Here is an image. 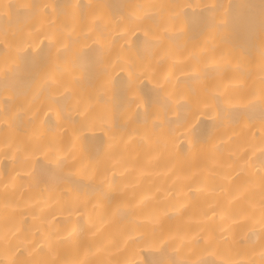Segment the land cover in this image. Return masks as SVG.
Wrapping results in <instances>:
<instances>
[{
    "label": "bare ground",
    "instance_id": "obj_1",
    "mask_svg": "<svg viewBox=\"0 0 264 264\" xmlns=\"http://www.w3.org/2000/svg\"><path fill=\"white\" fill-rule=\"evenodd\" d=\"M262 77L264 0H0V260L261 264Z\"/></svg>",
    "mask_w": 264,
    "mask_h": 264
},
{
    "label": "snow or ice",
    "instance_id": "obj_2",
    "mask_svg": "<svg viewBox=\"0 0 264 264\" xmlns=\"http://www.w3.org/2000/svg\"><path fill=\"white\" fill-rule=\"evenodd\" d=\"M35 7V6H33ZM47 7V6H45ZM72 31H74V28L69 26V25H64L63 28H55L52 26V24H49V30L47 32H42L37 30V34L35 37H31L33 41L35 39H46L48 41L47 48H42L40 46H37L36 49L34 50V57H41L43 56L45 59L51 57L52 62L55 63L57 59H59V54L61 51L64 53H68L70 50V44L66 42L72 34ZM27 42V41H25ZM53 49H55V53L53 52ZM165 80H167V77H165ZM10 85L5 84V88L9 87ZM163 87V85H161ZM259 100L261 103V120L264 122V77L261 78V87L259 90ZM223 111V109H221ZM262 131H264V124H262ZM51 149V146H49ZM260 154H261V168L264 169V135H262V146L260 148ZM66 158V157H62ZM81 166L82 167H89V164L85 161H81ZM63 180L68 182L70 180L69 177L65 176L62 177ZM261 182L264 184V174L261 176ZM251 183V181H250ZM64 196H69L70 192H65L63 193ZM235 198V197H234ZM255 206L252 205L250 208L245 209L244 212L242 213L240 220L239 221H234L235 223L241 224V226H246L256 220V213L254 211ZM259 223L261 224V230L264 232V198L261 199L260 204H259ZM18 231L12 232V236L16 237L18 235ZM9 239V237L6 234H0V242H5ZM22 243L28 244L30 243L27 240V237L25 236L22 240ZM162 244H166L165 241H161ZM12 249L5 244V252H10ZM260 257H261V264H264V244H262L261 247V252H260ZM0 264H6L4 260H0ZM11 264H17V261L13 260L11 261ZM41 264H44V262H41ZM50 264H58L57 261L53 260L50 262ZM67 264V262H66ZM71 264H80V262H71ZM158 264H164L163 261L158 262ZM170 264H215V262H210L207 259L200 258V259H186V258H178V259H173L170 261ZM249 264H254V262L250 261Z\"/></svg>",
    "mask_w": 264,
    "mask_h": 264
}]
</instances>
